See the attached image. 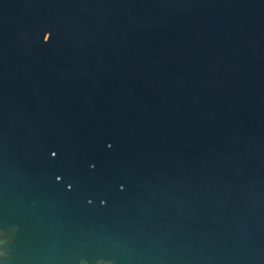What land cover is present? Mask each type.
Here are the masks:
<instances>
[{
    "label": "water",
    "instance_id": "95a60500",
    "mask_svg": "<svg viewBox=\"0 0 264 264\" xmlns=\"http://www.w3.org/2000/svg\"><path fill=\"white\" fill-rule=\"evenodd\" d=\"M0 264H264V0H0Z\"/></svg>",
    "mask_w": 264,
    "mask_h": 264
},
{
    "label": "snow or ice",
    "instance_id": "6c2138e0",
    "mask_svg": "<svg viewBox=\"0 0 264 264\" xmlns=\"http://www.w3.org/2000/svg\"><path fill=\"white\" fill-rule=\"evenodd\" d=\"M47 34H48V35H47V40H49V38H50V33H47ZM43 39H44L45 41H47V40L45 39V35H44ZM109 147H111V145H109ZM52 155L55 156L56 153L53 152ZM93 165L95 166L94 163H93ZM57 179L59 180V179H61V177H57ZM67 187H68V188H72L73 185H72L71 183H69V184L67 185ZM124 187H125V185H124L123 183H121V184H120V188L123 189ZM89 203H91V201H89ZM101 203H106V201H103V200H102Z\"/></svg>",
    "mask_w": 264,
    "mask_h": 264
}]
</instances>
